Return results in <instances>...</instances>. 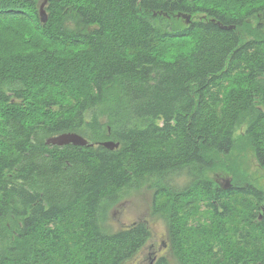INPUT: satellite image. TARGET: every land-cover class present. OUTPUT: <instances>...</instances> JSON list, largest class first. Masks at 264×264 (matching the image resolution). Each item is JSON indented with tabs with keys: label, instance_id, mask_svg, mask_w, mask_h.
Here are the masks:
<instances>
[{
	"label": "trees",
	"instance_id": "trees-1",
	"mask_svg": "<svg viewBox=\"0 0 264 264\" xmlns=\"http://www.w3.org/2000/svg\"><path fill=\"white\" fill-rule=\"evenodd\" d=\"M38 5L0 0V264L131 260L150 229L103 222L144 180L177 264H264L263 190L250 184L224 219L185 229L184 195L163 180L201 175L191 196L213 211L202 175L222 156L249 147L264 167V29L246 28L264 0H52L45 23ZM61 132L94 146L45 145Z\"/></svg>",
	"mask_w": 264,
	"mask_h": 264
},
{
	"label": "flooded vegetation",
	"instance_id": "flooded-vegetation-1",
	"mask_svg": "<svg viewBox=\"0 0 264 264\" xmlns=\"http://www.w3.org/2000/svg\"><path fill=\"white\" fill-rule=\"evenodd\" d=\"M39 1L41 2L42 0H38V2ZM186 16H188V18ZM167 18L178 19V21L182 25L189 26L191 23H194L195 21L200 19V16H198V14L195 13L192 15L191 14L187 15V14H181L180 12L172 11L170 12V15L167 16ZM246 23H248L252 27H255L256 25L257 27H259V29H264V16H260L259 14H257L256 21L253 19L252 20L246 19ZM225 26H229V25H225ZM49 147H53V146H49ZM176 176H180L178 183L175 182V180L177 179ZM202 176L204 183L208 185L209 188L218 191V197L211 200V202H214L215 204L213 211H211L212 208L206 206L207 201L204 198L191 196L192 194L191 186L199 185L201 183V175H190L188 173H185V171H182L180 174L177 175H164L163 177L166 186L180 190V193L184 195L180 200L181 203L178 205V213H179L180 221L182 222V224L185 225V229L197 227L199 223L214 222L216 218L224 219L229 209L232 208V206L230 205L229 206L225 205L224 202H229L233 198L235 199V201L244 200L246 196L242 197V194L246 195L245 189L250 184L254 183V182L251 183V181H249L247 178H243L240 175H202ZM256 183L259 184V181ZM198 190L196 192H199ZM230 193H235V194L230 195ZM225 195L227 197H224ZM190 202L193 203L188 205V203ZM149 209H150V215L151 213L155 215L153 213V209L151 206L149 207ZM212 212L213 214L215 212L217 214L215 213V215H212L211 214ZM263 212H264V206L260 205L259 213L261 214ZM165 214L166 213L164 212V215ZM260 214L257 215L256 219L259 220ZM164 221L167 227L163 239H161L158 244L155 243L149 244L147 246L146 255L142 259V263L139 262L138 264H156L159 259H164L166 264H177L176 259L174 258L170 250L171 241L168 235L169 223L167 224V221L165 219ZM137 222H143L149 228L147 221L142 219L135 220L130 224H136ZM145 249L146 246L144 245L136 255L142 256L144 254Z\"/></svg>",
	"mask_w": 264,
	"mask_h": 264
},
{
	"label": "rangeland",
	"instance_id": "rangeland-1",
	"mask_svg": "<svg viewBox=\"0 0 264 264\" xmlns=\"http://www.w3.org/2000/svg\"><path fill=\"white\" fill-rule=\"evenodd\" d=\"M256 18L252 17L251 20L256 21ZM249 26V24L246 25V28ZM241 37L245 39L248 34L243 33ZM221 162L220 167L207 171L206 175H240L247 178L251 183L254 182L251 185L259 187L264 192V167L262 168L257 164L253 151L249 147L244 150H233L229 155L222 156ZM176 178L175 182L178 183L180 176H176ZM258 181L259 184L256 183ZM147 185L149 182L144 180L141 187L124 191L119 198L120 200L118 199L119 201L117 200V203L108 207L105 212L103 228L106 232H113L126 227L138 219L146 220L149 225L151 238L145 245L144 254L142 256L136 255L135 258L133 257L124 264L142 263L147 252V246L151 243L158 244L163 239L167 227L164 219L168 224V220L162 213H154L155 215L151 213L150 215L149 207L152 203L153 191Z\"/></svg>",
	"mask_w": 264,
	"mask_h": 264
},
{
	"label": "water",
	"instance_id": "water-1",
	"mask_svg": "<svg viewBox=\"0 0 264 264\" xmlns=\"http://www.w3.org/2000/svg\"><path fill=\"white\" fill-rule=\"evenodd\" d=\"M49 1L52 0H42L38 5V16L41 23H45L48 19V14L46 11V6ZM188 18V16H186ZM221 29H234L235 25L223 26L220 25ZM45 145L47 146H57L62 147L65 145H73L79 147H91L94 146L92 142H89L85 137L76 133V132H61L55 135L48 136L44 140ZM100 146H103L109 150H113L119 146L118 142H114L112 140H106L99 143ZM262 215H259V219H261Z\"/></svg>",
	"mask_w": 264,
	"mask_h": 264
}]
</instances>
